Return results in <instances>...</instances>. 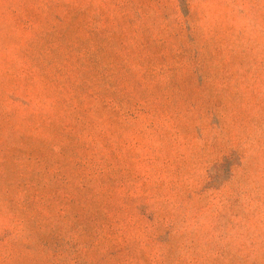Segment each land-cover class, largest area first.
Wrapping results in <instances>:
<instances>
[{"label": "rangeland", "instance_id": "1", "mask_svg": "<svg viewBox=\"0 0 264 264\" xmlns=\"http://www.w3.org/2000/svg\"><path fill=\"white\" fill-rule=\"evenodd\" d=\"M0 264H264V0H0Z\"/></svg>", "mask_w": 264, "mask_h": 264}]
</instances>
